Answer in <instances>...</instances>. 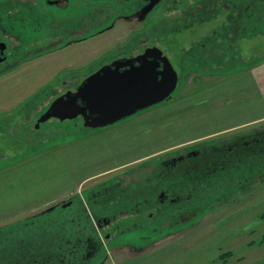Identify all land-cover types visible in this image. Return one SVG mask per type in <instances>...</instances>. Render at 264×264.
I'll return each mask as SVG.
<instances>
[{
  "label": "rangeland",
  "instance_id": "obj_1",
  "mask_svg": "<svg viewBox=\"0 0 264 264\" xmlns=\"http://www.w3.org/2000/svg\"><path fill=\"white\" fill-rule=\"evenodd\" d=\"M152 2L69 0L55 7L48 0H0V19L11 8L14 16L26 6L36 15L44 11L50 35L24 44L0 26L2 38L23 46L0 67V230L16 236L23 229L9 226L73 201L68 211L89 210L94 216L86 212L84 223L104 242L103 235L149 218L147 206L141 214L120 211L144 199L145 185L155 183L168 159L232 145L227 154L218 151L225 156L219 160L234 163L222 173L221 197H202L198 222L176 232L166 220L158 239L137 250L133 246H145L149 231L120 234L106 244L104 264H264V154L260 160L244 156L247 161L235 168L243 157L240 145L249 148L244 143L264 133V0H158L146 12ZM141 6L142 16H135ZM151 44L164 50L179 74L170 98L112 127L89 129L76 118H51L37 127L74 77ZM121 189L127 192L118 197ZM106 191L113 203L105 200ZM116 211L112 225L98 231L99 216ZM62 214L58 207L50 215ZM154 219L165 217L155 211Z\"/></svg>",
  "mask_w": 264,
  "mask_h": 264
},
{
  "label": "flooded vegetation",
  "instance_id": "obj_2",
  "mask_svg": "<svg viewBox=\"0 0 264 264\" xmlns=\"http://www.w3.org/2000/svg\"><path fill=\"white\" fill-rule=\"evenodd\" d=\"M63 1L68 2L69 0H48V2L52 6H57L61 4ZM149 1H146L148 4ZM145 3V4H146ZM143 8L144 6H141L140 8L136 9L134 15L142 16L143 14ZM6 9V13L9 15L6 16L5 19H0V26L2 31L8 32L10 36L15 37L16 39L22 41L24 44L26 42H29L30 40H36L37 38H45L50 37L49 32H47V28L44 27V17L47 16L44 14V11L41 10L39 15H36L37 13L35 10L29 6H26L23 9L21 14H18L17 16L12 15V10ZM0 12H2L0 10ZM43 12V14H42ZM71 15V11H70ZM10 16V17H9ZM65 16H68L66 14ZM4 17V16H3ZM3 24H6V26H3ZM110 28V27H108ZM106 28V29H108ZM104 29V30H106ZM103 32L101 30L99 33ZM90 35H86L80 38H75L76 42H81L84 40L89 39ZM3 43H5V48L3 49ZM11 46V47H10ZM151 45H147L141 50H132L131 52H126L123 54H119L115 57H110L107 59V61L99 63L96 67L91 68L88 70L84 75H81L80 77L73 78L75 79L73 82H71L69 85H67L64 89L65 91L58 94L54 99L57 97L65 94L68 91L75 92L78 88V86L90 75H92L94 72L99 70L101 67L106 65H112V63L115 60L118 59H126V58H134L137 55L143 53L145 49ZM13 47V48H12ZM18 48L19 50L23 49V46H15L13 44H10L6 39L2 38L0 36V67L8 62L9 58L11 57L12 53L15 51V48ZM62 48V47H60ZM11 50V51H10ZM10 51V52H9ZM43 53H39L37 56H41ZM13 58L11 57V60ZM137 63V62H136ZM126 68V67H124ZM122 68V70L124 69ZM162 66H160V69ZM71 78V77H70ZM69 78V80H70ZM67 79L64 80V83L67 84ZM53 99V100H54ZM48 109V108H47ZM46 109V110H47ZM45 110V111H46ZM140 112V111H139ZM131 115L125 119H122L120 121H117L111 125L104 126V127H97L92 128L89 126H85V121L83 116L79 115L76 119H79L81 124L85 126V128L89 129H101L106 128L109 126H113L116 124H119L121 122H125L131 118H134L136 114ZM43 114V113H42ZM40 118V117H39ZM38 118V120H39ZM37 120V123H38ZM248 145V142H245ZM217 150V152H216ZM224 150L228 151L233 150V146L230 145L229 147L225 148H215V151L212 153H208L205 148L203 149H193L185 154H181L175 157H172L171 159H168L164 164L166 166L165 169H161L157 176L155 183H149L145 185V188L147 189L146 193L142 196L144 199L142 201L137 200L130 208L128 206L124 207V210L121 209L120 214L124 213L123 211H131L136 210V214H141L145 212L146 210H142V207H149V212L145 222L140 219L135 222H133L130 225H125L121 227V232L115 233L112 236L111 235H103V241L100 240L94 241L95 238V232L93 226L89 224V226L86 228L88 229L85 231V235H79L77 234V243L79 249H84L85 251V257L84 262L90 259V262H94L96 260V263L104 264L105 261L108 259L107 252L105 250L106 244H111L114 242L118 235L123 234L127 231H134V230H141L146 229L150 233H148V236H145L143 240H148L147 244L143 247H134V250L142 249L147 247L148 245L152 244L150 242L151 239L155 236V240L158 239V229L161 225L165 223L166 220H169V227L173 228L174 231L180 232L182 230L187 229L192 224L198 222L201 218L197 217V215L200 213L199 210L205 207V201L201 202L203 196H207L210 194H216L221 189L222 184H219L220 179L222 178V173L227 174L228 167L229 171L231 170L229 167H233V160L230 161L229 164H227V158L224 160L221 159V156H224L223 154H219V152H223ZM219 151V152H218ZM238 152H241L240 156H243V149L239 148ZM249 155V153H247ZM221 155V156H220ZM225 157V156H224ZM250 158L247 157V159ZM232 159V158H230ZM236 167L238 168L237 161L239 160L238 157L236 158ZM246 159V161H247ZM214 167V168H213ZM225 170V171H223ZM156 175V174H155ZM216 178V179H214ZM245 179V178H244ZM245 181H248V179H245ZM206 184V185H204ZM144 186V185H143ZM125 189V188H124ZM124 189H121V193H119L118 197L124 196V194L127 192ZM204 190V191H203ZM137 190H131L129 191L130 194L134 196H139V191ZM113 192V191H112ZM135 192V193H134ZM107 193V191H106ZM104 193V195L106 194ZM108 195V196H107ZM110 193L106 194L105 197L107 201L110 203L114 202V197H110ZM117 197V198H118ZM209 197V196H208ZM221 197V196H220ZM96 203L99 201L95 199ZM70 203V204H68ZM75 205L73 201L60 203L59 206H62L63 208H66L71 205ZM169 204V208H167V211L162 209V206ZM155 208L154 211H151ZM151 209V210H150ZM155 211L164 216L165 219L160 220L157 222V220L154 219ZM66 217L65 215H61V217ZM118 218L117 211L113 212V215H106V216H99L96 223L98 226V231H103L106 227H110L115 219ZM196 221V222H195ZM119 228V226H116L115 229ZM176 229V230H175ZM173 231V232H174ZM82 233L83 230L81 231ZM156 234V235H155ZM84 235V236H83ZM12 237V238H11ZM13 232H2L0 233V240H2L4 243H6V247L2 249L0 252V264H30V257L24 254V256L19 255L20 257L15 256V253L13 250H9V244L12 245L13 240ZM85 239V240H84ZM100 239V238H99ZM150 240V241H149ZM6 241V242H5ZM107 242V243H106ZM154 243V242H153ZM11 247V246H10ZM89 262V263H90Z\"/></svg>",
  "mask_w": 264,
  "mask_h": 264
},
{
  "label": "water",
  "instance_id": "obj_3",
  "mask_svg": "<svg viewBox=\"0 0 264 264\" xmlns=\"http://www.w3.org/2000/svg\"><path fill=\"white\" fill-rule=\"evenodd\" d=\"M157 2L153 0L146 12ZM2 46L4 49L5 43ZM178 84L179 74L170 58L159 46H149L134 58L118 59L112 65L101 67L75 92L68 91L54 99L40 116L37 127L53 117L66 120L79 115L83 116L85 126H108L165 101ZM56 207L51 206L42 213Z\"/></svg>",
  "mask_w": 264,
  "mask_h": 264
},
{
  "label": "trees",
  "instance_id": "obj_4",
  "mask_svg": "<svg viewBox=\"0 0 264 264\" xmlns=\"http://www.w3.org/2000/svg\"><path fill=\"white\" fill-rule=\"evenodd\" d=\"M262 134L263 135L254 138L251 142H248L249 148H243V151L249 153V155L252 154V158H254V160H258L260 155L264 154V133ZM244 145L247 144L244 143ZM242 146L243 145H240L239 148ZM247 153H243V157H241V159L238 158V166H241L240 164H244L245 159L247 158L244 156H247ZM58 207L63 209L64 214L62 215H68L66 216L67 218H64L63 216L54 217L50 215L51 212ZM67 208L69 207L63 208L58 205L50 212L39 213L25 219L27 220L26 223L24 220L21 223H17L15 226H9L22 228L23 231L16 233V236H14L12 240V245L9 244L8 249L13 250L15 256L17 257H20L19 255H21V253L22 256H24V254L27 256L29 255L30 264H96V260H94V262H90V259L87 260V258L86 262H84V257L86 255L85 251L84 249H79L77 243V234L85 235V231L88 230L86 228L90 223L85 224L84 222H87L86 219L89 218V214H86L89 210L81 206L78 207L80 211H77V214H75L73 210L70 212L68 211L70 208ZM73 214L78 217H72L71 215ZM41 216H43V219H41ZM45 216L47 217L45 218ZM5 230H2L1 228L0 233L9 231ZM82 230L84 233L81 232ZM96 237L97 238H94V241L100 240L97 235ZM5 244L6 243L0 240V252L6 247Z\"/></svg>",
  "mask_w": 264,
  "mask_h": 264
}]
</instances>
